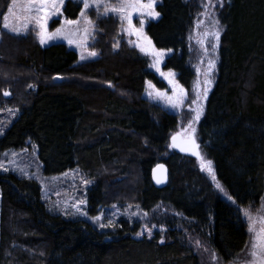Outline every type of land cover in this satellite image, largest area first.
Instances as JSON below:
<instances>
[{"label": "trees", "instance_id": "16d2710c", "mask_svg": "<svg viewBox=\"0 0 264 264\" xmlns=\"http://www.w3.org/2000/svg\"><path fill=\"white\" fill-rule=\"evenodd\" d=\"M9 1L0 0V17ZM198 7L199 0H158L160 15L146 25L157 48L172 50L163 67L186 89L194 78L187 39ZM218 19L216 77L197 140L232 200L255 205L264 193V0H222ZM95 21L114 31L111 19ZM106 37L95 42L97 58L79 62L65 43L43 46L34 32L0 29V107L16 109L0 131V154L30 145L43 176L85 173L91 218L125 196L144 213L164 206L175 213L160 220L166 239L161 243L158 231L138 236L140 223L125 216L105 229L63 213L47 204L35 177L0 170V264H200L184 235H196L220 260L234 259L247 241L235 206L197 158L170 147L177 115L141 95L146 80L163 88L162 80L125 46L114 52ZM159 162L168 171L160 187L151 174Z\"/></svg>", "mask_w": 264, "mask_h": 264}, {"label": "rangeland", "instance_id": "374dc122", "mask_svg": "<svg viewBox=\"0 0 264 264\" xmlns=\"http://www.w3.org/2000/svg\"><path fill=\"white\" fill-rule=\"evenodd\" d=\"M69 1L74 2V4L69 6V8L67 9L66 5ZM109 2L113 5L118 4V0H109ZM10 3H11V0L9 1V4ZM75 3L79 4L78 8H77V5H75ZM157 3H158V0H157ZM221 3H222V0H199V7L195 13L193 26L188 35V39H187L188 49H189V54H190L189 63L194 72V78H193V81L189 89H186L177 81L176 71L172 69H165L163 67L165 58L172 53V50L164 49V48H157L152 42V44L157 50H164L165 52V55L161 59L160 72L167 73L171 71L175 73V76H174L175 81L179 85H181L186 92L185 102L179 107H175V108L167 104V102L164 99L158 98L155 96V89H158L160 91H166L169 96H172L173 95L172 85L169 84L168 80L164 76H162L160 72L156 70V68L152 66L154 62V57L150 54L141 52L140 49L136 47V43H137L136 35L129 34L127 31L124 30L127 28V21L121 22L117 14L98 16L95 8L88 10L86 12V16L93 22L92 26H90V37L86 45H84L83 47H80L76 43H69V39L66 38V35L68 33L76 32L78 28L80 29V32L82 33L83 28L86 26L84 23V20L80 16L83 5L80 2V0H64V4L61 8V12L55 16H52L48 20L47 30L49 33H53L55 32L57 28H60L62 25H64L65 34L57 36L54 39L47 40L44 44H41V43L40 44L43 46H47V45H50L56 42L65 43L68 47L76 51L77 56H78V61L84 62V61L97 58L98 51L94 47L95 42L99 37H101L102 35H105V33L107 32V37L105 39H107V42L111 44L112 50L114 52H118L119 49L125 46V50L130 51L132 54L135 53L137 57L139 58L145 59L147 62L146 69L152 71L154 74H156V76L160 80H162L164 84L163 88H160L151 80H146L144 84V89L141 95L147 98L150 102L155 103L161 106L162 108L166 109L167 111L177 115L178 124H177V128L175 132H181V130L186 128L189 121L192 120L193 117L195 116V112L192 111V109H194L196 105H193L191 101L193 99H196L197 92L199 91L202 93L203 88L207 86L209 89L208 90V94H209L215 82L220 40L218 41L216 48L213 49L212 45L217 43L215 38L211 35L205 37L204 33L212 32L216 30H219L221 33V26H220L219 19H218V13H219ZM206 4H209L210 6L208 8H205ZM7 10H8V7L5 13H3V15H1L0 17V29L6 30L18 36L25 35L29 32H34L40 42V39L37 35V33L39 32V28L38 26L35 25V23L29 24L27 29L21 28V31L18 34L5 29L3 27V23H4L3 16L7 14ZM100 12L103 13L102 7L100 8ZM97 18H101L104 20L111 19L112 25L114 27V31L113 30L108 31V30H105V28L99 29L95 21ZM141 18H143L145 21L143 25L144 33H146L147 23L150 20L158 19V17L148 18V17H140L138 15H134L133 23L137 28H140L141 26L140 25ZM65 20H79L80 23L79 25H65L64 24ZM217 21H218V24L216 23ZM71 38L78 39L79 37L77 36V37H71ZM200 40H203L204 43L203 44L199 43ZM205 49H207V52H205ZM92 51H95L97 55L89 56L88 53ZM82 54L84 56V59H81ZM210 60L215 62V66L209 72L208 69H209ZM205 73H207V77L205 76ZM206 78L208 80H211L210 85L204 84V81ZM59 79L55 78L54 80L56 81ZM77 80L80 81L84 85H87V83H96L95 81L84 79V78H78ZM149 81H151V84L155 86V89L149 86V84L147 83ZM99 82H102L100 84L103 87L110 88L112 90L115 88L112 82H104V81H99ZM121 92L122 94H125L124 91H120L119 93ZM149 92H152L153 95L149 96L148 94ZM200 102L203 105V112H204L206 99H203L201 97ZM203 112L200 116V119L203 115ZM14 114H16V109L0 107V131L2 130L6 122L9 121L13 117ZM200 119L198 121L193 122V127L195 128V132L193 135L197 143H198L197 126H198ZM202 155L206 159H208L203 153ZM0 165L3 166V167H0V170H13L22 175L35 177L41 183L44 200L47 202L48 205L51 206V208L59 210L63 213H68L71 216L76 215L80 217L90 218L100 228L111 229L113 228V224L114 222H116V219L119 216H125V217H128L132 221L135 220L140 223V228H139L138 233H141V235L143 236L151 237L154 235L156 231L161 232L162 238L160 242L162 243L166 239V236L164 235V233L166 232V230H168V228L166 227L163 221L161 224H159L161 222L160 220L165 218L167 215L169 216L170 214L175 215L174 212L168 211V209H166L162 205H159L155 209V211L150 214L144 213L139 209L138 205L135 202L134 203L132 202L131 200L132 197L128 198L127 196H125L123 199L119 198L117 201H113L107 205L104 204V206L100 209L99 214L96 216V217L98 216L101 217L100 220H95L93 219L94 217L91 218L88 215H82L76 212L75 208H73L72 205L76 203L77 201H84L85 203L81 204L80 207L82 211L86 213L87 201H86L85 194H86V188L90 186L91 181L85 176V173L81 172L79 169H75V170L66 172L62 175L55 176V177L43 176L40 173V166L36 158L35 149L30 145H27V147L19 151H7L5 153L0 154ZM197 165H198V168L207 176L209 181L212 183L214 189L219 193L222 199L235 206V209L237 210L239 218L244 224V227L247 232V241L245 244L246 246L249 243L251 237L248 232V221L245 219L243 210L249 209L251 207L253 215H255L257 210L260 209L262 205H264V193L261 199L259 200V202L255 205H245V206L237 205L233 200H229L227 196L224 195V193H222L219 189L216 188L215 183L212 181L210 174L206 170L201 169L198 159H197ZM212 168L214 170L213 164H212ZM85 180L88 181L87 184L84 183ZM225 192L227 191L225 190ZM228 196L230 195L228 194ZM109 220L113 222L112 225H108ZM101 224H104L107 226L101 227L100 226ZM148 229H151V234H149ZM184 238L186 239V245L190 246L193 252L196 253L197 256H199L200 264H232L233 260L236 259L237 257L243 258L247 255V250L244 246V248L238 253V255L234 259L229 260V261H223V260L216 258L212 252L210 253L209 252L210 250L207 247L206 243L200 240L196 235H188V236L184 235Z\"/></svg>", "mask_w": 264, "mask_h": 264}, {"label": "snow or ice", "instance_id": "6c2138e0", "mask_svg": "<svg viewBox=\"0 0 264 264\" xmlns=\"http://www.w3.org/2000/svg\"><path fill=\"white\" fill-rule=\"evenodd\" d=\"M83 7L81 9L80 16L84 20L85 27L80 32L78 28L76 32L68 33L66 38L69 39V43H76L78 46L83 47L86 45L89 37H90V26H92V21L86 16V12L92 8H95L97 11V15H109V14H117L121 22L127 21V28L124 29L129 34H134L137 37L136 47L140 49L141 52L150 54L154 57L153 67L156 68L158 72H160V63L161 59L165 55L164 50H157L152 44L151 39L144 33L143 25L145 23L144 19H140V28H137L133 23V16L138 15L140 17H148V18H156L159 17L160 13L156 11L157 0H118L117 5H113L109 2V0H80ZM64 4V0H11V3L8 6L7 14L3 16V27L9 31L19 33L21 28L27 29L28 25L31 23H35L39 28V32L37 33L40 43L44 44L47 40H51L56 38L57 36L65 34L64 25L60 28H57L55 32L49 33L47 30L48 20L61 12V8ZM210 5L206 4L205 8H208ZM103 8V13L100 12V8ZM79 20H65V25H79ZM218 24V21L216 22ZM213 36L216 40V44H213V49L216 48L220 31H212L205 32L204 36ZM79 37L78 39H72L71 37ZM199 43L203 44L204 41L200 40ZM207 52V49H205ZM89 56H96L97 53L95 51L89 52ZM81 59H84L82 54ZM215 66V62L209 61V69ZM199 71V70H198ZM162 76H164L169 84L172 85L173 95L169 96L166 91H160L155 89V86L151 84V81L147 82L149 86L155 89V96L158 98L164 99L167 104L172 107H179L185 102L186 92L181 85H179L175 79V73L169 71L167 73L160 72ZM207 77V73H205ZM205 85H210L211 80L207 78L204 81ZM208 87L205 86L203 88L202 93L197 92L196 99H193L191 103L196 105L192 111L195 112V116L192 120L189 121L186 128L182 129L181 132H178L172 136V144L170 147L179 148L182 152L191 153L195 156L200 163V167L202 170H206L210 176L212 181L215 183L217 189H219L229 200H232L231 196H228L227 192L223 189L215 172L212 168V161L206 159L202 153L200 152V146L197 144L196 139L194 138L195 128L193 127V122L198 121L203 112V105L200 102L201 97L203 99L207 98ZM149 96H152L153 93L149 92ZM5 95H9V93L5 92ZM0 167H3L0 165ZM163 167V166H159ZM160 182L159 180L157 181ZM85 184L88 181H84ZM85 203L84 201H77L72 205L75 208L76 212L87 215V213L83 212L80 205ZM245 219L248 221V232L250 234V241L245 246L247 250V255L243 258L237 257L233 260L232 264H264V205L261 206L260 209L257 210L256 214L253 215L251 207L249 209H244ZM95 220H100L101 217H94ZM112 221H108V225H112ZM101 227H106L107 225L101 224ZM149 234H151V229H148ZM137 235H141V233H137Z\"/></svg>", "mask_w": 264, "mask_h": 264}, {"label": "water", "instance_id": "95a60500", "mask_svg": "<svg viewBox=\"0 0 264 264\" xmlns=\"http://www.w3.org/2000/svg\"><path fill=\"white\" fill-rule=\"evenodd\" d=\"M56 79H59V77H56ZM178 132H175L173 133L171 136H170V144H172V136L174 134H176ZM198 144V143H197ZM174 148V147H173ZM175 150L181 152V153H184V154H188L190 156H193L191 153H186V152H182L179 148H174ZM195 157V156H193ZM196 158V157H195ZM159 166H163V167H159ZM152 181L153 183L156 185V186H163L165 185V183L167 182V179H168V171H167V167L166 165L163 163V162H159L157 163L153 169H152ZM160 181L159 183L157 181Z\"/></svg>", "mask_w": 264, "mask_h": 264}]
</instances>
